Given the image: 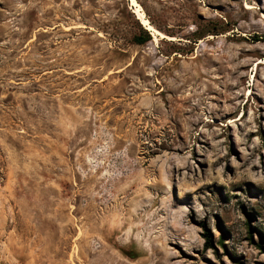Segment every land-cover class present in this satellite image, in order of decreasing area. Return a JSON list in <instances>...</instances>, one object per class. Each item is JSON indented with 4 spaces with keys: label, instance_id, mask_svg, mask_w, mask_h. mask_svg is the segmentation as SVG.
Instances as JSON below:
<instances>
[{
    "label": "rangeland",
    "instance_id": "374dc122",
    "mask_svg": "<svg viewBox=\"0 0 264 264\" xmlns=\"http://www.w3.org/2000/svg\"><path fill=\"white\" fill-rule=\"evenodd\" d=\"M137 1L0 0V264H264V0Z\"/></svg>",
    "mask_w": 264,
    "mask_h": 264
},
{
    "label": "bare ground",
    "instance_id": "6f19581e",
    "mask_svg": "<svg viewBox=\"0 0 264 264\" xmlns=\"http://www.w3.org/2000/svg\"><path fill=\"white\" fill-rule=\"evenodd\" d=\"M131 2H132L133 7H136L135 11H136V14H137V18L141 21V23L145 26V28L147 30H149L152 33V35L154 36V39H153L154 42H157L159 39H168V40L177 39L175 36H168V35H166V33L160 31L159 29H157L153 25L151 20L148 18V16L146 15L142 5L137 0H131ZM247 7L248 8H252V6H250V5H248ZM262 17L264 18V14L262 15ZM263 63H264V60L260 59L258 64L256 65V69L259 67V64H263Z\"/></svg>",
    "mask_w": 264,
    "mask_h": 264
},
{
    "label": "trees",
    "instance_id": "16d2710c",
    "mask_svg": "<svg viewBox=\"0 0 264 264\" xmlns=\"http://www.w3.org/2000/svg\"><path fill=\"white\" fill-rule=\"evenodd\" d=\"M151 37L149 36V38H142L141 36H137V37H135V40L139 43V44H143V43H145L148 39H150ZM206 241L209 243V244H211V242L213 241V236H212V234H210V233H207L206 234Z\"/></svg>",
    "mask_w": 264,
    "mask_h": 264
}]
</instances>
